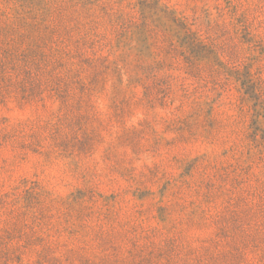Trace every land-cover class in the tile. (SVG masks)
Wrapping results in <instances>:
<instances>
[{
  "label": "rangeland",
  "instance_id": "374dc122",
  "mask_svg": "<svg viewBox=\"0 0 264 264\" xmlns=\"http://www.w3.org/2000/svg\"><path fill=\"white\" fill-rule=\"evenodd\" d=\"M0 264H264V0H0Z\"/></svg>",
  "mask_w": 264,
  "mask_h": 264
}]
</instances>
